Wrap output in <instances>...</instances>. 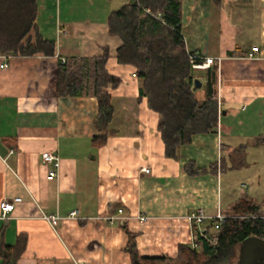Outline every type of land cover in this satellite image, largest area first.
Masks as SVG:
<instances>
[{"label": "crops", "instance_id": "obj_1", "mask_svg": "<svg viewBox=\"0 0 264 264\" xmlns=\"http://www.w3.org/2000/svg\"><path fill=\"white\" fill-rule=\"evenodd\" d=\"M126 2L37 0L32 36L53 40L56 53H0V203L22 198L6 218L0 206V233L8 244L26 237L17 264H134L129 233L141 256L176 258L181 244L195 242L188 216L196 209L228 215L248 197L264 210V0H182L188 51L217 65L219 119L176 157L166 153L162 116L140 98L135 68L117 59L122 40L108 19ZM105 52L121 82L108 87L114 117L96 145L97 98L58 96L55 81L66 57ZM199 78L203 99L205 71ZM45 151L60 157L51 180ZM73 210L78 216L69 217ZM44 213L63 216L57 228Z\"/></svg>", "mask_w": 264, "mask_h": 264}, {"label": "trees", "instance_id": "obj_2", "mask_svg": "<svg viewBox=\"0 0 264 264\" xmlns=\"http://www.w3.org/2000/svg\"><path fill=\"white\" fill-rule=\"evenodd\" d=\"M222 6L223 0H212ZM37 0H0V53L7 55H54L56 44L36 32ZM109 33L119 36V63L132 65L140 81V98L162 119L159 130L168 156L176 157L177 148L190 142L192 135L212 132L219 119L217 65L214 61L205 71V97L194 89L197 69L182 33V0H127L113 10L108 19ZM108 52L94 57H66L57 65L58 96L92 95L98 100L95 126L99 134L93 143L103 145L110 131L114 107L108 91L121 82L107 69ZM196 62H203L198 58ZM203 230L194 225L197 247L181 244L176 258L144 257L138 253L135 235L129 233L127 249L134 264H223L230 261L236 247L251 235L264 238V210L261 204L241 197L219 222ZM125 227V223H123ZM216 231V232H215ZM215 233H217L215 235ZM216 237V238H215ZM26 243L18 237L16 244L5 243L0 233V264H17Z\"/></svg>", "mask_w": 264, "mask_h": 264}, {"label": "built area", "instance_id": "obj_3", "mask_svg": "<svg viewBox=\"0 0 264 264\" xmlns=\"http://www.w3.org/2000/svg\"><path fill=\"white\" fill-rule=\"evenodd\" d=\"M259 50L258 47H254L253 51L257 52ZM253 56V54H251ZM191 61L193 63V67L197 70L199 69H205L208 68L214 61L215 59L212 57H205L203 58L199 54H191ZM198 58H203V62H196L195 60ZM6 64L3 63L1 66H5ZM14 150H11V153H13ZM42 159L44 160L45 163L51 164L52 168L49 170L48 173V179H54L59 176L60 173V157L52 152V151H45L42 153ZM146 172H149V168H144L143 169ZM18 201H22L21 197H16L14 199H5L0 203L1 209H2V217L6 218L8 213L11 212L15 208V203ZM120 213L123 214L124 210H120ZM78 216V210H73L69 217H76ZM228 215L222 214L219 212L216 216H209L205 213L203 208H198L195 211L191 212L190 215L188 216L189 220L191 221L192 224L198 225L201 230L205 228V224L208 220L214 221L215 228L217 229L219 227V222L224 220ZM45 220L49 222V224L55 229L59 225L60 221L62 220L63 216L60 214H43L42 216ZM142 219H147V216H141ZM216 238V237H215ZM195 247L198 246L196 242L193 243Z\"/></svg>", "mask_w": 264, "mask_h": 264}, {"label": "water", "instance_id": "obj_4", "mask_svg": "<svg viewBox=\"0 0 264 264\" xmlns=\"http://www.w3.org/2000/svg\"><path fill=\"white\" fill-rule=\"evenodd\" d=\"M202 80L195 79L194 89L202 87ZM233 264H264V238L251 235L239 244V257Z\"/></svg>", "mask_w": 264, "mask_h": 264}, {"label": "rangeland", "instance_id": "obj_5", "mask_svg": "<svg viewBox=\"0 0 264 264\" xmlns=\"http://www.w3.org/2000/svg\"><path fill=\"white\" fill-rule=\"evenodd\" d=\"M204 74V71H202L201 69H199V70H196V72H195V75L199 78V77H201L202 75ZM201 89H203V88H197V92L198 91H200ZM198 94V93H197ZM259 161V163L258 164H261L262 163V160L260 161V160H258ZM248 183V182H247ZM216 232V231H215ZM217 233H215V235H216ZM236 252H235V255H234V257L230 260V261H228L227 263H223V264H233V263H235L237 260H238V257H239V245L236 247V250H235Z\"/></svg>", "mask_w": 264, "mask_h": 264}]
</instances>
